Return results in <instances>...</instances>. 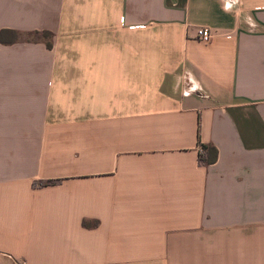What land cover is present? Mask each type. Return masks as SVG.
<instances>
[{
  "label": "crops",
  "instance_id": "0c3cea01",
  "mask_svg": "<svg viewBox=\"0 0 264 264\" xmlns=\"http://www.w3.org/2000/svg\"><path fill=\"white\" fill-rule=\"evenodd\" d=\"M0 264H264V0H0Z\"/></svg>",
  "mask_w": 264,
  "mask_h": 264
},
{
  "label": "trees",
  "instance_id": "16d2710c",
  "mask_svg": "<svg viewBox=\"0 0 264 264\" xmlns=\"http://www.w3.org/2000/svg\"><path fill=\"white\" fill-rule=\"evenodd\" d=\"M37 33H35V34H37ZM42 34H45V35L50 36L52 38V34L49 32H44ZM45 43H46V45L50 46L51 40L49 42H45ZM199 146L202 150L199 154V162L201 164H208V165L213 164L217 158V150L214 147H209V145L201 144L200 140H199ZM47 183H49V182H47Z\"/></svg>",
  "mask_w": 264,
  "mask_h": 264
},
{
  "label": "built area",
  "instance_id": "2783aa9c",
  "mask_svg": "<svg viewBox=\"0 0 264 264\" xmlns=\"http://www.w3.org/2000/svg\"><path fill=\"white\" fill-rule=\"evenodd\" d=\"M196 39L198 42L203 43V44H211L213 43V36L211 34V31L209 28H200L197 29L196 32ZM199 152H201V148H199Z\"/></svg>",
  "mask_w": 264,
  "mask_h": 264
},
{
  "label": "rangeland",
  "instance_id": "374dc122",
  "mask_svg": "<svg viewBox=\"0 0 264 264\" xmlns=\"http://www.w3.org/2000/svg\"><path fill=\"white\" fill-rule=\"evenodd\" d=\"M30 39H34V40H38V41H43V42H49L51 40V37L50 36H47L45 34H42V33H37V34H32L30 36Z\"/></svg>",
  "mask_w": 264,
  "mask_h": 264
}]
</instances>
